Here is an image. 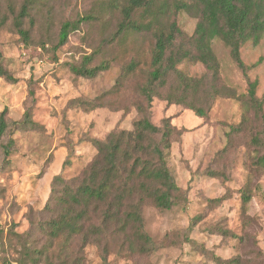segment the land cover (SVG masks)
<instances>
[{"label": "rangeland", "instance_id": "1", "mask_svg": "<svg viewBox=\"0 0 264 264\" xmlns=\"http://www.w3.org/2000/svg\"><path fill=\"white\" fill-rule=\"evenodd\" d=\"M22 2L0 0L6 17L0 29V51L5 67L18 79L9 83L0 77V114L6 108L8 122L0 137V264H47L45 256L33 263L25 253L47 244L40 227L49 220L44 208L51 196L52 176L62 172L70 178L79 173L96 153L92 139H104L117 126L132 130L142 115L159 126L171 116L175 129L168 164L180 191L174 192L176 205L170 210L151 204L143 209L144 229L157 246L151 255L115 246L106 263L225 264L239 258V264H264V170L253 162L264 152V144L250 142L263 129V122L247 97L249 80L258 81L257 97L264 95V36L258 44L248 41L241 50L243 61L251 67L248 76L233 60L230 48L213 40L218 88L225 86L228 92L216 99L211 96L210 105L205 92L212 87L213 73L202 62L189 60L177 68L203 79L194 92L196 98L189 89L185 102L167 100L169 94L182 96V88L173 89L177 78L172 74L164 88L156 89L150 104L140 86L147 83L155 33L162 26L132 25L120 32L127 0H38L23 23L29 31L25 40L14 25ZM169 2L175 7L177 0ZM79 17L86 20L55 50L62 24ZM172 21L179 29L175 49L192 51L197 10L170 9L163 22L166 30ZM91 54V67L107 68L92 78L70 70V65H79ZM132 63L134 70L129 69ZM232 91L238 98L228 97ZM194 99L204 101L205 117L188 108ZM29 110L32 116L24 122ZM242 124L240 131L233 132ZM65 147L73 150L70 164L63 167ZM245 186L253 197L244 210L240 190ZM192 224L194 242L187 243L182 233ZM80 256L84 264H104V253L95 244L85 246Z\"/></svg>", "mask_w": 264, "mask_h": 264}, {"label": "trees", "instance_id": "2", "mask_svg": "<svg viewBox=\"0 0 264 264\" xmlns=\"http://www.w3.org/2000/svg\"><path fill=\"white\" fill-rule=\"evenodd\" d=\"M37 2L38 0H23L19 13L14 17V25L25 40L29 38V31L23 28V23L30 17ZM122 7L124 14L119 25L120 32L124 33L132 25L136 28L141 25L151 28L156 22L162 26L155 33L156 41L147 83L140 86V91L150 104L155 99L156 89L164 88L172 74L177 78L173 89L177 91L182 88V96L175 98L169 94L167 100L171 103L185 102L189 89L193 90L196 98L194 92L198 91L203 79L189 76L177 68L178 63L189 60L202 62L213 73L212 89L205 92L210 105L211 96L216 99L228 92L225 86L220 87L221 90L218 88L220 71L212 46L213 40L219 39L230 48L233 60L243 74L248 76L251 67L243 61L241 50L248 41L258 44L264 36V0H177L175 7L170 6L169 0H127V4L124 2ZM170 9L175 12L177 9L187 12L197 10L199 21L190 37L192 51L175 49L179 32L177 23L170 22L167 30L163 25ZM84 20L85 17H79L74 21H65L54 49L65 45L70 34L77 31ZM141 20L148 21L141 23ZM5 22L6 17L2 15L0 7V29ZM93 59V54L87 55L79 65H70V70L78 76L95 77L107 65L91 67ZM129 69L134 70L135 65L130 64ZM0 77L9 83L18 81L5 67L1 51ZM257 86V80H249L247 97L256 118L263 122V129L256 131L250 142L261 145L264 144V95L262 98L257 97ZM29 94L32 96L34 93L30 91ZM232 94L228 97L238 98L233 91ZM187 106L199 117L207 114L202 100L196 103L194 99ZM6 114L5 108L0 114V137L8 129ZM31 116L32 111H26L23 121ZM170 120L171 116L165 119L163 126H159L148 115H142L134 122L132 130L117 126L104 139H92L96 153L79 173L69 178L61 172L52 178L51 196L44 208L49 213V220L40 227L46 232L47 244L41 250H27L25 258L33 263L40 256H45L47 264H57L56 261L63 264H84L80 252L91 244L101 248L104 264H107V256L115 246L119 247L118 250L126 247L134 254L151 255L157 246L144 229L143 209L151 204L160 210H170L176 205L174 192L180 191L168 164L171 136L175 129ZM246 122L245 119L244 123ZM242 126L243 124L234 128L233 132L240 131ZM69 147L63 167L70 164L69 157L73 149ZM9 153L10 149L6 147V154ZM254 159V165L264 170V152ZM240 192L245 210L253 195L248 186ZM193 228L194 224L182 233L183 238L186 236L187 243L194 242L191 238ZM73 244L74 249L71 250ZM239 263V258L225 261V264Z\"/></svg>", "mask_w": 264, "mask_h": 264}, {"label": "crops", "instance_id": "3", "mask_svg": "<svg viewBox=\"0 0 264 264\" xmlns=\"http://www.w3.org/2000/svg\"><path fill=\"white\" fill-rule=\"evenodd\" d=\"M65 149H66V152H67L68 150H67V148H66V147H65ZM58 174H59V173H58ZM55 175H57V173H56ZM55 175H53V176H52V178H53Z\"/></svg>", "mask_w": 264, "mask_h": 264}]
</instances>
